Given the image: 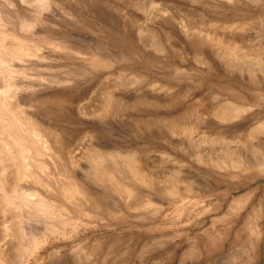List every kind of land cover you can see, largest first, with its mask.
<instances>
[{
  "label": "rangeland",
  "instance_id": "rangeland-1",
  "mask_svg": "<svg viewBox=\"0 0 264 264\" xmlns=\"http://www.w3.org/2000/svg\"><path fill=\"white\" fill-rule=\"evenodd\" d=\"M45 1L41 8L25 0H0V41L8 47H0V57L9 63L0 68V91L13 86L5 105L21 107V120L29 115L64 132L61 165L49 151L36 156L33 146L32 157L19 165L26 164L51 189L31 181L20 185L43 191L50 205L62 210L60 220L50 221L61 233L43 232L46 220L24 206L15 194L21 188L9 189L15 167L4 148L6 137L0 138V226H19L26 233L25 247L27 239L35 241L26 250L11 241V256L4 257L6 263L0 258V264H264V170L220 165L230 154L245 163L254 153L263 159L264 141L194 145L170 132V122L180 121L188 105L195 107L193 138L201 131L214 134L195 122L227 101L231 76L194 61L196 47L186 42L177 18L189 16L206 31L214 22L244 24L239 34L264 44V25L258 21L264 0ZM15 48L34 57L18 61ZM233 76L242 84L229 86L242 92L254 113L234 126L244 135L264 121V83ZM90 147L134 152L155 187L133 184L124 174L119 180L132 185L136 200L148 196L153 208L130 209L110 187L94 182L84 161ZM70 159L79 160V167L69 166ZM40 162L46 166L41 170ZM77 179L98 196L94 203L82 195L73 203L64 195L61 187L77 194ZM169 181H175L176 197L164 191Z\"/></svg>",
  "mask_w": 264,
  "mask_h": 264
},
{
  "label": "bare ground",
  "instance_id": "bare-ground-1",
  "mask_svg": "<svg viewBox=\"0 0 264 264\" xmlns=\"http://www.w3.org/2000/svg\"><path fill=\"white\" fill-rule=\"evenodd\" d=\"M25 1L27 4H35L36 6H40L41 8H44L46 4L45 0H25ZM228 1H235V0H228ZM191 19L193 18H190L189 16H184L180 20L179 18H177L178 23L176 24L181 34H183V36L185 37L186 42L192 43L194 47H196L193 57H194V61L197 64L205 65L209 68L216 67L219 69H223V71L225 72H229L231 76L229 77L228 83L229 85L231 84L232 86L233 84L234 85L242 84V82L240 81L237 82L234 79L233 75L235 73H238L246 77L248 80L252 79L254 82H257V84L264 83V60H263L264 44L251 43L252 42L250 40L251 35L250 37L247 36L248 39L244 33H242L244 35L242 34L240 35L239 33L244 30L245 27L244 24H239V23L227 24V23L214 22L209 25L210 27L213 28V30L206 31L205 29H203L202 24L195 26L194 21ZM258 21L260 22L261 25L262 24L264 25V16L263 15L259 16ZM245 33H247V30ZM248 33H250V30ZM261 43L263 42L261 41ZM0 47L8 48L2 40L0 41ZM19 49L20 48L18 49L15 48V53L13 55L14 59L19 61L24 57L33 56L32 52H24L23 50H19ZM8 65H9L8 60L0 57V68L2 67L7 68ZM229 85L228 88L226 87V90L228 91L229 94V98L227 99V101H225L223 105L216 106L214 109L207 112L206 117L204 111L202 113L204 117L202 115L201 121L200 119L198 121L195 120L196 121L195 123L204 124L208 126L209 129H213L215 131L214 134L209 133L207 131H201L197 133V135L195 134L196 138H193L192 130H194L195 125L192 124L191 122V114H192L191 112L192 110L195 109V107H191V106L188 107V105L187 106L185 105L186 108L183 107L185 109L184 112L183 113L181 112L182 113L180 119L181 122L176 120L170 122V132L172 133V135H178L179 137H183L187 140H190V143L194 145L195 143L196 145L197 144L223 145L226 143L238 144L246 141L248 142L264 141V121L259 122L258 124L255 123L254 126H251V128L248 131L244 132V135L241 134V131L238 128L236 129V127H234L241 125L242 124L241 122L246 121L247 118L250 117L253 118L254 113L252 112L253 110L252 107L245 104L247 102L244 100L243 98L244 95L242 96V92L240 94L235 88ZM244 88L246 89V87ZM12 89L13 86L7 84L0 91V99L4 101V107L0 105V127H1L0 138L3 139V137L4 138L6 137L7 142L5 143L3 142L4 148L6 154L9 155L8 157L10 161L15 167L14 182L12 183L9 180H7V184H10L9 189L13 186L18 187L20 189L21 188L20 185L28 181L29 182L31 181L33 184L43 187V190L46 189L47 191H49L51 190L49 186L44 183L42 184L40 180H37L35 176L30 172L31 170L26 164H24L22 168L19 165L23 164V162L25 163L26 157H30V158L32 157L31 149H33V147L34 149L36 148L35 149L36 156L38 155L42 156L49 151L52 153L53 157L55 158L57 165L59 164L61 165V161L63 158L62 157L63 150L65 146V141L63 137L64 132L59 127V125L52 127L50 125H46L42 120L38 123L36 120L32 119L31 116L29 115H25L21 120L17 114L18 113L17 111L22 109L21 107H16V109H12L11 107L7 108L5 105L7 104L5 102L8 100L10 91ZM145 100L146 102L149 101L148 102L149 104L153 103L152 100L150 101L146 98ZM56 101L58 102L57 104L59 106L61 104V101L58 99ZM177 126L180 127L177 128ZM220 127H228V128L221 130ZM85 152L86 153H84V156L86 155V158L84 161L87 164L86 173L94 182L104 185V187L107 189L108 187H110L112 193L119 196L121 199H124L125 203H127V206L130 209L149 210L153 208V201L148 196L136 200L135 196L137 194L135 193V190L132 187V185L130 183H128V185L124 184L119 180L120 179L119 176L124 174V176H126V179L128 181H131V183L133 184H138L149 188L155 187L153 177L150 175L148 169L145 167L144 162H142L139 158L135 157L134 152H130V151L101 152L91 147L88 148ZM256 156L257 154L254 153L252 161L245 163L244 159L238 157L234 158L233 154H230L228 156L230 158L228 163H226V161H222L220 165L222 168H226L228 166L232 169H241L243 167L250 166L251 168L256 170H261V169L264 170V158L263 159L256 158ZM143 157L141 159H143ZM19 159L21 161H19ZM74 162H75L74 160L72 161L70 159L69 166L74 168L79 167V160H77V162L75 163ZM37 165L40 167V170L41 168L46 167L41 162L38 163ZM5 170L6 168L2 167L1 174H5ZM263 174L262 176H264ZM1 176L5 177L4 175ZM84 180L87 181L88 179L84 178ZM76 182L77 183L75 184H76L77 194L75 195L73 191H70L67 188L63 189L61 187L64 195L70 201L72 200L73 203H76V201H78L79 199L77 198L78 195H82L87 200L88 203H94V197L97 195H95L94 191L89 192L88 183H85L82 180L78 181V179L76 180ZM59 187H60V183H59ZM164 191L170 197H176L178 191L175 189V181L174 182L169 181ZM184 191H188V189L185 188ZM42 192H38L37 190H33V189L24 190L23 188H21L19 191L16 190L15 194L18 193V196H20L21 199L23 200L24 206L33 209L37 214H39L40 216H42V218L46 220V222L43 224L44 225L42 228L43 232H45L48 235L59 236V234L61 233L60 228L51 224L50 221L54 219L60 220L61 217L63 216V212L60 209H54V207L50 205L49 199ZM25 238H26V233L23 232L19 228V226L17 225L12 226L10 223H3L0 226L1 261L5 262L4 257H7L8 254L11 256L12 253V248L10 246L11 241L19 243L20 245L19 248L23 247L26 250L28 246L30 247V249L31 248L33 249L35 243V241L32 240L33 238L27 239L30 241L28 242V245H26V247H25L26 242L24 243ZM22 258L20 259L19 263L20 262L22 263L23 261Z\"/></svg>",
  "mask_w": 264,
  "mask_h": 264
}]
</instances>
